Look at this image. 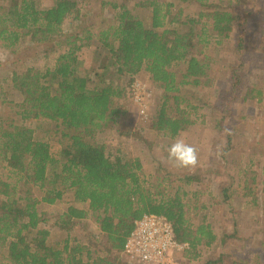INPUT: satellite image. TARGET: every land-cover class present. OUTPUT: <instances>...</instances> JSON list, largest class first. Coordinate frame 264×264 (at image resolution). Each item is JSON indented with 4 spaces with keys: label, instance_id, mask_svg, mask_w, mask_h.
I'll return each mask as SVG.
<instances>
[{
    "label": "trees",
    "instance_id": "obj_1",
    "mask_svg": "<svg viewBox=\"0 0 264 264\" xmlns=\"http://www.w3.org/2000/svg\"><path fill=\"white\" fill-rule=\"evenodd\" d=\"M195 1L201 8L197 16L185 15L172 1L140 2L152 8L150 25L127 5L114 4L116 22L98 33L91 25L65 29L68 19H81L78 0H56L48 7L39 0H11L0 7V45L10 49L30 37L48 43L47 56L57 53L51 67L14 73L17 94L11 103L24 121L50 120L63 126L62 147L55 153L32 129L0 116L5 170L0 179V264H129L123 259L125 245L145 214L164 216L172 223L176 239L190 244L181 253L186 261L200 259L202 248L218 240L209 222L193 220L192 215L206 208L199 205L200 189H190L202 177L148 176L139 158L129 159L95 136L123 112L114 100L124 96L125 87L107 83L108 73L131 78L142 70L150 73L164 90L151 127L165 136L176 138L195 122L190 110L197 107L182 95L183 86L212 84L214 58L208 50L214 43L223 44L235 30L243 53L253 14H241L220 1ZM95 37L106 55L99 66L101 81L91 88L88 77L79 72L80 52ZM29 185L43 191L41 199L33 197L30 188L21 194ZM231 189L221 187L225 202L232 197ZM66 194L85 207L72 204L60 214L56 225L66 236L52 242L50 229L41 227L46 219L38 204L57 203ZM90 217L97 232H85V239L72 233L78 222ZM225 259L228 264V254L205 264H223Z\"/></svg>",
    "mask_w": 264,
    "mask_h": 264
},
{
    "label": "rangeland",
    "instance_id": "obj_2",
    "mask_svg": "<svg viewBox=\"0 0 264 264\" xmlns=\"http://www.w3.org/2000/svg\"><path fill=\"white\" fill-rule=\"evenodd\" d=\"M43 7L51 6L56 0H39ZM172 1L182 7L185 15L197 16L200 6L195 0ZM243 14L244 10L253 12L249 18L247 48L241 53L237 48V30L223 44H212L209 53L214 58L211 71L212 84L209 86L185 85L182 95L194 103L191 109L195 122L179 137L185 138L199 150V164L196 168H175L166 160L165 149L175 138L165 136L153 129L151 122L162 101L164 90L155 83L150 73L142 70L134 78L116 76L108 73L105 81L125 87V94L115 98L114 106L123 112L95 134L109 149L120 150L129 159L139 158L144 173L148 176L168 173L173 180L187 174H198L201 183L190 189H200L199 205L206 208L193 216L194 222L205 219L218 236L211 247H204L201 258L186 261L181 254L177 264H205L210 259L229 255L228 264H262L264 262V0H215ZM11 0H0V7L7 6ZM145 0H78L81 19H68L65 29L75 26H92L95 33L116 22L117 9L114 4L127 5L134 14L151 23L152 8L139 5ZM48 43H38L30 37L16 47L0 45V116L18 126L33 130L37 139L48 141L53 152L62 147L61 130L63 126L55 121L28 119L24 121L18 114V107L12 86L14 73L25 72L28 68L46 69L55 63L56 54L47 56ZM95 37L89 46L80 52L79 72L88 77L92 88L101 81L99 66L105 52L98 47ZM98 49V50H97ZM240 81V83H236ZM140 95L145 113L136 99ZM11 100V101H10ZM177 136V137H178ZM176 137V138H177ZM0 160V179L5 175ZM232 186V197L228 202L222 200L221 187ZM32 196L41 199L43 191L33 185L23 187L21 194L28 189ZM1 198V197H0ZM224 201V202H223ZM85 207L74 201L70 194L54 204L40 202L38 209L44 213L42 228L51 231L50 240L57 242L66 234L56 225L60 214L70 205ZM97 232L93 217L78 222L73 234L85 239V232ZM78 237V238H79ZM224 239V240H223ZM129 264V258L123 253ZM223 264L228 262L227 259Z\"/></svg>",
    "mask_w": 264,
    "mask_h": 264
},
{
    "label": "built area",
    "instance_id": "obj_3",
    "mask_svg": "<svg viewBox=\"0 0 264 264\" xmlns=\"http://www.w3.org/2000/svg\"><path fill=\"white\" fill-rule=\"evenodd\" d=\"M136 99L145 113L140 95L137 94ZM188 248V242L176 239L172 223L166 217L145 214L136 221L124 253L136 264H177L179 254Z\"/></svg>",
    "mask_w": 264,
    "mask_h": 264
},
{
    "label": "clouds",
    "instance_id": "obj_4",
    "mask_svg": "<svg viewBox=\"0 0 264 264\" xmlns=\"http://www.w3.org/2000/svg\"><path fill=\"white\" fill-rule=\"evenodd\" d=\"M167 162L175 168H196L199 164V150L183 137H177L165 149Z\"/></svg>",
    "mask_w": 264,
    "mask_h": 264
}]
</instances>
